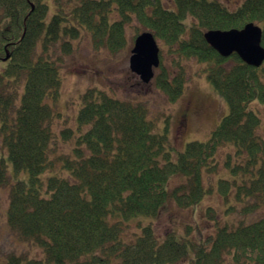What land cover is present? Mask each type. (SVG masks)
<instances>
[{
  "label": "trees",
  "instance_id": "16d2710c",
  "mask_svg": "<svg viewBox=\"0 0 264 264\" xmlns=\"http://www.w3.org/2000/svg\"><path fill=\"white\" fill-rule=\"evenodd\" d=\"M65 1L55 0L47 19L45 0H0V152L16 174L11 181L0 156V190L8 189V229L44 251L43 259L10 254L0 264H264V218H245L264 205V126L249 108L254 98L264 103V61L254 67L235 53L222 57L203 36L254 22L264 48V0H243L234 10L218 0H170L173 8L163 0ZM132 22L166 49L151 81L169 101L185 88L184 62L194 60L228 104L208 137L186 143L175 159L145 104L99 89L80 95L75 132L51 126L61 55L81 33L94 49L118 52ZM58 137L72 143L68 153L54 154ZM222 149L232 175L216 187L229 202L225 212L241 218L221 222L208 207L214 226L198 240L174 230L158 237L152 222L128 223L140 214L155 218L167 202L197 205L212 189L205 182ZM170 179H177L172 187Z\"/></svg>",
  "mask_w": 264,
  "mask_h": 264
},
{
  "label": "rangeland",
  "instance_id": "374dc122",
  "mask_svg": "<svg viewBox=\"0 0 264 264\" xmlns=\"http://www.w3.org/2000/svg\"><path fill=\"white\" fill-rule=\"evenodd\" d=\"M60 1L63 5L66 2L65 0ZM218 1L228 9L234 10L243 0ZM45 3L48 6L47 19H49L56 11V2L45 0ZM163 3L173 8L170 0H163ZM130 25L126 28V45L118 52L110 53L103 48L94 49L90 34L81 33L80 37L73 40L72 52L68 55H61V86L56 100L49 103L54 109L51 126L58 132L63 128H70L75 132L77 112L81 107L80 95L87 89H99L114 98L145 104L149 112L148 117L155 124L154 130L165 134V149L170 152L171 158L175 159L177 152L183 150L186 143L193 140L204 141L208 137L210 131L228 112L227 101L207 79L205 71L200 70L202 64L194 60L184 62L187 74L186 85L182 94L173 102L169 101L152 81L142 82L128 66L135 30L139 27L135 22ZM140 30L141 27L138 32ZM157 42L160 49L164 47L161 41L157 40ZM160 54L162 60L166 62L168 60L166 49L160 50ZM4 67L5 62L0 61V73ZM249 108L258 114L264 126V103L254 98ZM71 145L69 141H64L60 137L56 138L54 154L61 151L68 153L72 148ZM225 152V149L219 152L217 170L211 173L209 181L205 182L206 187L208 188L210 183L212 189L206 191L197 205L180 209L173 203L167 202L155 218L140 214L131 218L128 223L134 226L138 221L141 225L152 222L158 237H163L174 230L179 238L189 236L198 240V236H207L211 232L212 225L214 226V223L210 222L206 216L208 207L219 215L221 222L233 219L236 221L239 217L241 218L242 215L237 212L230 215L225 212L229 202L220 196L216 187L218 179H228L232 175L230 168L225 164ZM54 154L49 153V156L53 158ZM0 156L5 158L10 180L14 181L16 174L7 158L6 151L0 152ZM18 176L19 178L26 177V173L22 171L18 173ZM176 183L177 179H170L168 186L172 187ZM7 207L8 189L4 187L0 190V259L10 254L22 255L28 259H43L44 251L38 244L32 240H20L8 229ZM245 218L247 220L264 218V205L247 214ZM187 226L189 227L188 232L185 231ZM138 229L139 227H135L132 232L138 234Z\"/></svg>",
  "mask_w": 264,
  "mask_h": 264
},
{
  "label": "water",
  "instance_id": "95a60500",
  "mask_svg": "<svg viewBox=\"0 0 264 264\" xmlns=\"http://www.w3.org/2000/svg\"><path fill=\"white\" fill-rule=\"evenodd\" d=\"M205 41L222 57L235 53L244 63L259 67L264 61L261 28L253 22L241 28L210 29L203 33ZM159 64V48L149 31L139 33L128 60L129 69L147 83Z\"/></svg>",
  "mask_w": 264,
  "mask_h": 264
}]
</instances>
